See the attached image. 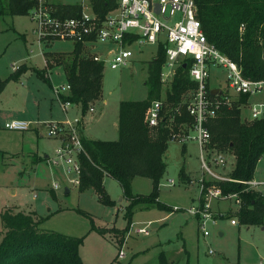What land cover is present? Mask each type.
Segmentation results:
<instances>
[{
	"label": "rangeland",
	"instance_id": "1",
	"mask_svg": "<svg viewBox=\"0 0 264 264\" xmlns=\"http://www.w3.org/2000/svg\"><path fill=\"white\" fill-rule=\"evenodd\" d=\"M48 1L59 5L87 3V0ZM31 28L27 16L0 17V79H7L10 72L21 64L36 70L43 68L42 54L55 53L60 54L58 58L62 65L49 72V83L51 87H64L63 66L67 67L70 61L72 42L49 41L38 48L33 43ZM82 48L86 54L101 55L109 46L95 43L85 44ZM129 49L132 55L123 67L110 70L103 64L100 96L93 103V113L86 114L82 119L83 135L89 139L115 141L119 102H136L146 98V62L154 56L157 45H133ZM224 75L223 70L211 69L210 89L222 88ZM48 92L51 94L35 73L27 70L18 80H8L0 94V213L4 210L33 213L41 220L40 229L80 238L78 255L81 264H159L161 252L174 257L173 264H193L195 259L209 264H264V228L239 224L231 227L228 219L219 218L214 226L208 227V237L202 238L195 219L182 211L172 212L173 208L185 210L196 201L195 187L185 186L177 176L181 167L190 172L188 176L191 178L197 176L198 152L193 142L185 144L184 152L179 144L166 143L163 157L165 172L158 183L156 196V201L166 209L136 207L127 220L125 207L128 202L123 198L118 183L106 176L102 186L109 204L102 203L91 190L78 193L76 185L71 183L76 174L67 172L61 162L55 165L51 161L56 142L33 132L35 129L42 131L41 126L29 123L26 132L3 128L4 117L15 113L16 104L25 93L35 98ZM191 95L192 91L182 95L184 111ZM258 97H251L248 105L241 110V117L249 119L250 106L261 101ZM76 109L67 112L69 119L82 117L80 108ZM175 113L180 114L179 109ZM58 114L62 118L61 111L58 110ZM257 163V172L264 171V154ZM231 165L232 158L227 156L225 172ZM170 179L174 182L172 186L167 185ZM260 188L264 197V186ZM65 189L68 190L66 194ZM129 193L132 197L148 196L151 182L135 177ZM229 205L232 203L219 202L211 204V208L214 211L224 210ZM127 221L130 224L123 235L116 233L115 230H125ZM146 224H149L147 236L134 234V230ZM179 249L186 253H177ZM119 250L122 256L118 258Z\"/></svg>",
	"mask_w": 264,
	"mask_h": 264
},
{
	"label": "trees",
	"instance_id": "2",
	"mask_svg": "<svg viewBox=\"0 0 264 264\" xmlns=\"http://www.w3.org/2000/svg\"><path fill=\"white\" fill-rule=\"evenodd\" d=\"M195 18L208 43L221 55L234 62L241 76L251 81L264 77V0H192ZM91 10L101 17L116 4L114 0H87ZM33 0H0L1 16H26L33 7ZM57 16L74 18L79 14V5L53 4ZM242 26V32L238 31ZM81 44L75 43L70 52L67 67L63 66L65 81L69 87L62 101L78 105L84 116L89 105L100 96L103 66L93 62L82 53ZM47 68L61 66L60 54H45ZM52 57L53 58L52 60ZM164 62V47L157 45L154 56L146 62V98L141 101H122L118 104L117 139L115 141L88 140L79 135L83 152L76 156L78 164L76 190L82 193L93 191L104 204L110 202L104 196L102 180L107 176L115 180L127 200L126 216L134 208L166 209L156 201L157 186L165 172L163 157L166 152L168 129L160 125L150 131L144 122L145 113L152 101H161L162 117H172L171 127L176 130L181 123H190L184 111L182 95L195 88L187 76V69L178 67L168 85L159 82V73ZM26 71L22 65L13 70L7 79H0V93L8 80H18ZM37 77L45 79L32 69ZM163 96V100L161 99ZM216 99L222 101L216 95ZM248 96L238 95L227 103L220 102L214 116L206 127L210 135L208 146L232 157L229 178L247 181L252 178L255 165L264 154V116L259 119L241 117ZM178 107V108H177ZM180 114H176V111ZM79 134V131H78ZM153 136V137H151ZM182 167L178 177L183 178ZM135 177L151 182L148 196L132 197L129 193ZM222 193H235L241 205L228 219L235 217L243 226L264 228V198L257 192L244 191L238 183L218 184ZM0 264H81L78 247L80 238L68 237L39 228L41 220L33 213L4 210L0 213ZM119 232L121 236L127 230ZM163 254L158 263L166 264Z\"/></svg>",
	"mask_w": 264,
	"mask_h": 264
},
{
	"label": "built area",
	"instance_id": "3",
	"mask_svg": "<svg viewBox=\"0 0 264 264\" xmlns=\"http://www.w3.org/2000/svg\"><path fill=\"white\" fill-rule=\"evenodd\" d=\"M33 7L26 16L32 24L34 44L41 48L43 43L55 40L70 41L81 45L101 43L109 46L101 55L90 56L93 62L106 64L110 70L123 67L132 53L133 45H163L164 62L159 73V82L168 85L178 67L187 69L189 80L195 83L190 101L185 106V113L190 123H181L176 130L171 127L172 117H162V103L152 101L145 113L144 122L150 131H155L160 125L168 129L167 142L180 146L193 142L198 152L199 169L194 179H189L186 185L194 186L196 201L185 210L173 208L172 212L182 211L195 219L197 230L202 238L209 235L208 227L214 226L225 213H215L211 209L213 202H231L228 212L234 214L241 202L237 194H223L219 183L233 182L244 186V191H252L257 185L252 179L236 181L228 174L232 165L226 170V155L208 146L210 135L206 124L211 119L220 102L227 103L231 97L247 95L248 98L259 95L264 88V77L259 81H251L241 76L238 66L221 55L208 43L195 18V7L192 0H114L116 6L97 16L88 2L79 4V14L74 18L57 16L52 3L48 0H33ZM242 32V26L238 28ZM111 46V47H110ZM45 65L44 78L48 77ZM223 70L224 85L216 87L222 101L210 96V70ZM69 87H52L51 92L65 114L71 107L62 97L68 93ZM87 113L93 112L89 105ZM264 116V101L253 103L249 108V119H259ZM79 118H65L62 122L36 124L41 126L43 136L59 142L53 151V164L62 163L67 172H74L77 184L78 164L76 156L83 152L79 134ZM30 124L20 121H10L3 124L8 131L25 132ZM231 157V156H230ZM232 158V157H231ZM233 164V161H232ZM173 180L167 185L172 186ZM55 187V186H54ZM233 207V208H232ZM230 226H236L237 220H228ZM146 224L134 230L135 235L147 236ZM128 234V233H127ZM209 254H212L209 251ZM119 250L117 257H121Z\"/></svg>",
	"mask_w": 264,
	"mask_h": 264
},
{
	"label": "crops",
	"instance_id": "4",
	"mask_svg": "<svg viewBox=\"0 0 264 264\" xmlns=\"http://www.w3.org/2000/svg\"><path fill=\"white\" fill-rule=\"evenodd\" d=\"M31 32H32V28H31ZM31 35H32V33H31ZM33 37V36H32ZM33 43H34V39H33ZM72 46H73V44H72ZM83 45H81V47H82ZM72 50V49H71ZM82 51H83V48H82ZM83 53V55H85V56H92L91 54L89 55V54H86L85 53V51H83L82 52ZM55 54V53H54ZM94 55V54H93ZM42 57H43V62L45 63V58H46V55H45V53H43L42 54ZM24 68H26V71L27 70H29V71H31L32 72V69H34V70H36L35 68H33V67H28V66H26V65H24V64H21ZM21 65H19V66H21ZM18 67V66H17ZM16 67V68H17ZM56 66H53V67H51V68H47L48 69V77L47 78H44L43 77V74L45 73V65H43V68H40V69H38L37 71H39V74L41 73V76L45 79V81H43L40 77H38L49 89H50V91H51V86H50V83H49V72L51 71V70H53L52 68H55ZM16 68H14L13 70H15ZM12 70V71H13ZM25 71V72H26ZM24 72V73H25ZM11 73V72H10ZM23 73V74H24ZM51 75V74H50ZM65 83H66V81H65ZM214 89V88H213ZM4 90V89H3ZM1 94V93H0ZM67 95V93L64 95V96H66ZM256 96V95H255ZM259 97H258V99L259 100H261V101H264V91L262 90L261 91V93L258 95ZM252 97H254V96H252ZM35 98H37V99H35ZM34 98V96H32L31 94H26L25 93V95H24V98L23 99H21V101L19 100L18 102H17V104H16V107H15V113H13V114H7L4 118V123H6L7 121H11V120H18V121H25V122H28V123H36V124H43V123H48V122H60V121H62L63 119H65V118H69V117H67V112L69 111V110H72L73 108H80L78 105H71V107L66 111V113L65 114H63L62 112V118L59 116V114H58V110L60 111V109H59V106H58V104L56 103V101H55V98H54V96H53V94H52V92H51V94L48 92V94H46V93H44V94H41L40 96H38V97H35ZM250 99H251V97H249L248 98V100H247V105H248V102L250 101ZM92 105V107H93V103L91 104ZM76 109V110H77ZM75 110V111H76ZM93 111H94V109H93ZM93 113V112H92ZM86 114H90V113H87V112H85V114H84V116L86 115ZM75 115H77V113H75ZM84 116H82V117H80L79 119H80V123H79V125H78V131H79V135L81 134L84 138H86V139H88V140H92V139H89V138H87V137H85L84 135H83V131H82V119L84 118ZM74 118H78L77 116L76 117H74ZM34 123V124H35ZM33 125V124H32ZM36 128V127H35ZM26 132V131H25ZM34 133H38V135H39V137H44L43 136V133H42V131H39V130H37V129H35L34 131H33ZM52 140H54V139H52ZM55 142H56V145H58L59 144V142L57 141V140H54ZM57 147V146H56ZM185 149H186V146L185 145H183V146H181V151L182 152H184L185 151ZM44 159H47V157L46 156H44ZM259 161V160H258ZM262 161V160H261ZM261 161L259 162V163H257L258 165L261 163ZM258 165L257 166H255L256 167V169H254V172H253V175H252V180L257 184L254 188H253V190L252 191H254V192H257V193H259L260 195H261V188L260 187H262V186H264V171H261V172H257L258 171ZM183 169V173H184V175H183V178H179V181L181 182V183H183L185 186H187L186 185V183H187V181L189 180V179H194V178H191L190 176H188V173H190V172H186L185 170H184V168H182ZM177 176H178V173H177ZM105 177V176H104ZM103 177V178H104ZM107 177V176H106ZM172 180V179H171ZM103 181V180H102ZM132 182V181H131ZM103 187V186H102ZM67 193H68V190H67ZM195 196H196V193H195ZM263 197V196H262ZM264 198V197H263ZM219 202H213L212 203V205L213 204H218ZM228 207V206H227ZM212 209V208H211ZM213 212H215V213H225V217H223V219H228L226 216H228V214H231V213H229L228 212V208H225L224 210H219V209H217L216 211H214V210H212ZM229 220V219H228ZM231 227H234V226H231ZM263 228V227H262ZM177 253H186L184 250H182L181 251V249H179V250H177ZM176 253V254H177ZM161 254H163V256L165 257L164 259H165V261H166V264H173L174 263V257H168L167 255L165 256V254L163 253V252H161ZM187 264V263H186ZM193 264H209L208 262L206 263V262H204V261H202V260H197V259H195V261L193 262ZM210 264H212V263H210Z\"/></svg>",
	"mask_w": 264,
	"mask_h": 264
},
{
	"label": "water",
	"instance_id": "5",
	"mask_svg": "<svg viewBox=\"0 0 264 264\" xmlns=\"http://www.w3.org/2000/svg\"><path fill=\"white\" fill-rule=\"evenodd\" d=\"M182 68L184 69V66H182ZM219 94H220V91L218 89H213L210 91V96H215V95H219ZM64 193L65 194L67 193L66 189L64 190Z\"/></svg>",
	"mask_w": 264,
	"mask_h": 264
}]
</instances>
